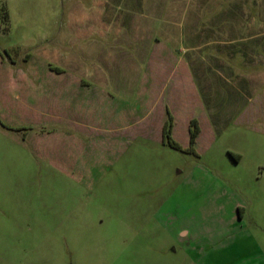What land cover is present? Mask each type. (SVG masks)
Returning a JSON list of instances; mask_svg holds the SVG:
<instances>
[{
	"label": "rangeland",
	"instance_id": "1",
	"mask_svg": "<svg viewBox=\"0 0 264 264\" xmlns=\"http://www.w3.org/2000/svg\"><path fill=\"white\" fill-rule=\"evenodd\" d=\"M183 22L244 39L232 52L260 57L241 72L264 70V46L247 43L264 42V0H0V78L81 57L103 25H152L160 35ZM253 91L256 108L241 118L247 101L232 99L237 114L218 124L202 158L139 140L81 177L61 146L46 153L34 133L24 137L22 103L0 88V264H264V86Z\"/></svg>",
	"mask_w": 264,
	"mask_h": 264
},
{
	"label": "crops",
	"instance_id": "2",
	"mask_svg": "<svg viewBox=\"0 0 264 264\" xmlns=\"http://www.w3.org/2000/svg\"><path fill=\"white\" fill-rule=\"evenodd\" d=\"M127 29L130 34L123 37ZM160 29L161 34L154 35L152 25H103L99 42L84 47L81 57H66L64 63L41 62L45 74L7 68L0 88L11 90L22 103L27 117L24 137L31 131L51 154L50 144L55 143L58 151H65L71 176L81 177L109 168L139 140L167 145V128L181 151L200 158L207 155L219 123L228 122L237 112L242 118L249 104L256 108L253 90L264 86V70L253 75L241 71L258 65L260 56L232 52L246 41L216 39V27L183 22ZM250 42L264 46V42ZM33 62L31 56L27 64ZM4 63L0 56V64ZM219 84L233 89L221 91ZM234 98H245L247 105L235 112ZM223 101L230 107L224 117L218 107ZM193 122L200 132L192 147ZM231 157L235 163L241 161L239 156Z\"/></svg>",
	"mask_w": 264,
	"mask_h": 264
},
{
	"label": "trees",
	"instance_id": "3",
	"mask_svg": "<svg viewBox=\"0 0 264 264\" xmlns=\"http://www.w3.org/2000/svg\"><path fill=\"white\" fill-rule=\"evenodd\" d=\"M200 132V129L198 127V124L197 122H193L192 125H191V146L193 147V145L195 144V141H196V138L198 136ZM166 136H167V139H168V144L176 149H180V146H178L176 143H174L172 141V139L170 138V128H167L166 130ZM190 152V151H189ZM191 152H192V148H191Z\"/></svg>",
	"mask_w": 264,
	"mask_h": 264
}]
</instances>
